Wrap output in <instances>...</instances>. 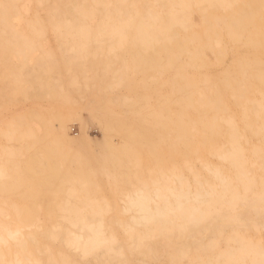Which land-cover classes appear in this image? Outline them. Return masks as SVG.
I'll return each instance as SVG.
<instances>
[{"label": "bare ground", "instance_id": "6f19581e", "mask_svg": "<svg viewBox=\"0 0 264 264\" xmlns=\"http://www.w3.org/2000/svg\"><path fill=\"white\" fill-rule=\"evenodd\" d=\"M0 264H264V0H0Z\"/></svg>", "mask_w": 264, "mask_h": 264}, {"label": "rangeland", "instance_id": "374dc122", "mask_svg": "<svg viewBox=\"0 0 264 264\" xmlns=\"http://www.w3.org/2000/svg\"><path fill=\"white\" fill-rule=\"evenodd\" d=\"M228 60H230V56L228 57ZM44 102H46V101H44ZM29 104H32V103H30L29 101L23 102V103H21L20 106L29 105ZM45 104H47V103H45ZM85 115L88 117L89 116L88 112L85 111ZM88 122H89L88 123L89 135L93 138H97V137L101 136V128H100L98 122L93 121L91 119H89ZM68 131L70 132L71 135H76L77 133H80L81 130H80L79 123H77V122L70 123Z\"/></svg>", "mask_w": 264, "mask_h": 264}]
</instances>
